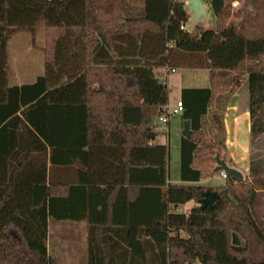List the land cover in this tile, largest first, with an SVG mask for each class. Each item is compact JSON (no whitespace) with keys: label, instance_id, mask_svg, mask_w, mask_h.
<instances>
[{"label":"trees","instance_id":"1","mask_svg":"<svg viewBox=\"0 0 264 264\" xmlns=\"http://www.w3.org/2000/svg\"><path fill=\"white\" fill-rule=\"evenodd\" d=\"M205 1L215 27L185 32L180 0H0V264H59L50 218L88 223L89 264H264V0ZM42 29L44 75L11 85L9 41ZM164 69L210 72L209 88L182 92L187 185L169 183V147L153 143L170 106ZM247 82L249 177L195 186L220 176L224 112ZM58 165L78 167L83 183L55 181ZM208 191L219 194L212 210L200 207ZM189 202L188 214L172 211Z\"/></svg>","mask_w":264,"mask_h":264},{"label":"rangeland","instance_id":"2","mask_svg":"<svg viewBox=\"0 0 264 264\" xmlns=\"http://www.w3.org/2000/svg\"><path fill=\"white\" fill-rule=\"evenodd\" d=\"M207 8L209 9V17H203V19L199 22V26H202L206 29H212L215 27L216 18L213 10L210 9L208 4ZM189 16V23L191 24L190 31H192L193 15L189 14ZM45 43L46 34L45 30L43 29L37 31L36 35L29 31H22L13 36L9 43L8 49L10 64L13 71L11 76L12 84H17L20 81L23 83H33L38 79V77L44 75L45 67L43 49L45 47ZM208 77L209 71L207 70H179L176 75L171 76V86L169 89L171 91L172 103H176L177 99H180V93L183 85H186L185 87H209L210 83ZM223 99L224 100L220 106L211 111V116L213 114L221 116L225 106L224 104L226 102L225 98ZM175 121L178 122V129H172L171 149L169 148V171L173 176L180 173V137L184 134V127L186 124L184 120V113L171 118V124H174ZM154 125H158L160 128H162L161 131H158L161 137H164V139L169 137L170 125H162L159 120H156ZM211 134L214 141L220 142L219 140L222 139L223 136L220 131V126L217 123L213 124ZM227 152L228 155L225 153L220 154L221 158H225L229 166L240 170L244 174L245 181L249 177L250 173V168L248 169L249 163L247 162L246 164L245 160L240 158L238 159L236 155L231 153V150H229L228 147ZM225 183L226 179H223L221 176H215L209 180L202 181V184L205 186V188L220 187L225 185ZM78 226L79 225H77L76 222L57 221L53 218L49 219V234L47 243L48 253L49 256L59 264H87V262H76L77 258L82 260L83 258L87 257L88 253L86 250L87 235L85 233V227H82V229L78 231L75 229L79 228ZM195 264L201 263L196 262Z\"/></svg>","mask_w":264,"mask_h":264},{"label":"crops","instance_id":"3","mask_svg":"<svg viewBox=\"0 0 264 264\" xmlns=\"http://www.w3.org/2000/svg\"><path fill=\"white\" fill-rule=\"evenodd\" d=\"M16 35V34H15ZM14 35V36H15ZM13 38V37H12ZM11 38V39H12ZM11 41V40H10ZM9 41V43H10ZM8 49H9V45H8ZM9 53V52H8ZM44 56V55H43ZM10 60V59H9ZM11 66V64H10ZM45 67V65H44ZM12 70V67H11ZM208 71V70H207ZM13 72V71H12ZM178 73V71H169V70H160L158 71V74L160 76V78L168 85V87L170 88V81H171V76L176 75ZM39 78V77H38ZM209 83H210V72H209ZM34 83V82H33ZM25 84H32V83H23L22 81H20L17 84H12L13 86H18L21 87L22 85ZM186 85H183V88L181 89V95H180V99H177L176 103H172L171 100V95H170V106L169 108H175L177 103L179 101H181L182 99V92L185 89H205V87H195V86H191V87H185ZM210 87V85H209ZM206 87V88H209ZM168 125H170V133H169V137H167L166 139H164V137L160 136V133L158 131H161L162 128H160V126L158 125H154L156 127L155 129V133H156V137L153 141L154 144L157 145H166L169 146V148L171 149V143H172V129L177 128L178 129V122H174V124H171V119L168 123ZM224 125H225V140H226V145L228 147L229 150H231V153L233 155H236L238 157V159H243L245 160L246 164L247 162L249 163V167L250 168V126H251V122H250V92H249V85L248 82L245 83L242 87H240L239 89H237L233 95L231 96L225 112H224ZM178 132V130H177ZM165 134V133H163ZM184 135H181L180 137V146L182 144V138ZM48 144V143H46ZM3 152H8V150H10V147H8V145L6 143H4V146L2 147ZM14 153V151H13ZM50 154V151L48 152V156ZM247 166V165H246ZM51 167V164L48 163V168ZM84 174L81 172V170L76 167L75 165H70V166H56L54 167V180L57 181L60 184H73V185H79L82 184L84 181ZM169 183L171 185H187L189 183H183L181 180V165H180V173L173 176L170 174V178H169ZM195 186H203L202 181L199 183H194ZM195 206L194 202H189L186 205L174 209L172 208V211L177 212V213H182V214H188L192 208ZM140 217L141 219H144V214L140 213ZM71 222V221H69ZM77 225H79V228H75L76 230L80 231L82 229V227H85V233L87 235L86 238V250H87V257L83 258L82 260H80L79 258H77L76 262H87V264H89L90 262V256H89V250H90V244H89V225L87 222L82 221V222H76ZM113 228L112 230H110V232H108V236H112L115 235V230H119L121 231V235L126 234L127 230L126 227H117ZM120 228V229H119ZM48 234H49V230H48ZM48 243V240H47ZM122 243L119 239H109L107 241V244L112 247L113 249H123V244H119ZM108 246V247H109ZM48 247V245H47ZM85 250V251H86Z\"/></svg>","mask_w":264,"mask_h":264},{"label":"water","instance_id":"4","mask_svg":"<svg viewBox=\"0 0 264 264\" xmlns=\"http://www.w3.org/2000/svg\"><path fill=\"white\" fill-rule=\"evenodd\" d=\"M181 3L186 5V11L193 15V30L198 26L199 22L203 17H209V9L207 8V3L205 0H180ZM186 138H191L192 127L191 122H186L184 127V134ZM217 172H224L228 178H231L238 182H243L245 177L244 174L231 166L228 165L225 158H221V155L217 153L216 155ZM203 199L200 202L201 209L212 210L215 203L219 200V194L217 192H204L202 194Z\"/></svg>","mask_w":264,"mask_h":264},{"label":"built area","instance_id":"5","mask_svg":"<svg viewBox=\"0 0 264 264\" xmlns=\"http://www.w3.org/2000/svg\"><path fill=\"white\" fill-rule=\"evenodd\" d=\"M189 22L190 21H188V23L182 25V27H181L182 31H185V32L190 31L191 24ZM183 112H184V105H183L182 101H179L175 108H172V109L169 108L168 111L164 115L159 117L158 120L162 125H167L172 117H175V116H177ZM220 176L223 179L228 178L224 172H220Z\"/></svg>","mask_w":264,"mask_h":264}]
</instances>
